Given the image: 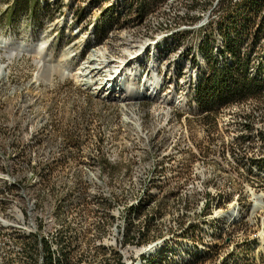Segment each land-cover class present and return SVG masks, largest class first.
<instances>
[{
    "label": "bare ground",
    "instance_id": "obj_1",
    "mask_svg": "<svg viewBox=\"0 0 264 264\" xmlns=\"http://www.w3.org/2000/svg\"><path fill=\"white\" fill-rule=\"evenodd\" d=\"M165 1L171 4L178 2ZM221 1L217 0L214 7ZM163 3L154 6L153 15L158 13ZM150 14L141 23L131 22L130 25H145ZM134 17L135 13H131L130 20ZM94 26H91L89 35L91 45L78 56L82 60L91 48L101 46L103 41H108L107 38L119 31L115 25L104 40H97ZM210 26L200 27L208 29ZM50 29L53 31V27ZM51 30L44 31L42 38ZM182 32L181 29H175L157 36L154 32V39H149L145 46L139 47L140 51L131 52L119 63L129 62L132 56L133 59L144 56L143 51L149 50L159 41L161 43L155 48L156 57L161 62L166 60L164 65L169 63L171 66L168 74L170 79L175 78L174 73L181 67L180 63L187 61L185 72L190 69L195 73L189 81L184 80L188 81L189 88L183 86L181 81H174L167 88L171 94L174 86L178 89L173 101L169 102L170 108L184 104L186 114H200L208 118L210 124L207 132L215 136L217 127L223 142L215 145L210 143L205 148L191 141L186 134L187 137H182L181 142L178 137L177 142L171 143L168 148L160 144L156 147L148 146V160L141 181H107L104 174L103 141L94 136L95 145L87 147L83 137H88V131L74 133L73 136L69 133L67 141H64L70 151L67 155L63 153V159L80 173L74 181H39L34 172L27 171L23 175L20 171L14 175L1 164L6 158L0 148V264H124V252L136 254L134 264H207L212 260L219 264H233L243 258L244 255L239 257L240 251L246 248L257 251L253 242H237V237L245 233L250 224L258 227L260 223L264 232L262 208H256V201L249 200L247 195L249 187H256V180L264 182V124L258 126L257 117L250 110V106L257 104L255 112L264 118V91L256 98L222 105L209 111L213 113V118L222 120V123H211L212 114L199 110L196 98L197 87L211 73L201 51L203 37L190 36L183 39ZM38 33L41 34L40 31ZM63 34L59 31L47 41L40 40L48 44L46 48L58 51L62 48V40L65 45L72 39L63 38ZM30 37L35 38L36 42L40 41L35 31L30 33ZM30 45L26 48L24 46V49H19V46L1 48L5 51L4 55L10 58L30 55L38 67L37 77L43 74L44 80L49 81L55 76L61 79L74 77L80 87L93 96L97 95V99L115 102L111 99H122L124 93L139 95L130 86L120 93L115 83L108 90H103L101 85H94L101 76L102 66L108 75L112 73L110 62L101 61L98 52L89 54L77 71L72 72V53L53 61L44 57L46 49L39 47L36 50ZM261 45L264 47V41ZM32 50L35 52L31 53ZM148 54L151 57L152 53ZM2 56L0 53V58ZM148 65V71L138 65L132 68L137 69L134 77L143 78L140 86H143L144 91L141 93L142 98H138L141 100L137 102H157L153 98L159 92L156 80L157 77L162 78L164 66L157 63L155 57L154 61H148ZM113 66L116 68L117 64ZM4 68L0 65L2 77ZM185 78L186 75L181 80ZM99 92L103 93L100 95ZM170 96L167 94L159 100L169 99ZM84 118L81 125H86L88 118ZM187 118L184 117V120ZM140 126L137 124L138 129ZM48 132L55 134L51 130ZM41 134L34 132L33 136ZM217 153L222 163L211 160ZM207 167H214L231 184L238 185L240 190L227 188L217 192L216 186L211 184L208 188L215 190V193L209 192L207 199H197L194 203V199L198 198L195 196L197 193L194 185L198 183L199 170ZM233 167L244 172L239 174V180L228 169ZM41 188L43 192H40ZM243 190L245 197L240 195ZM174 204L181 207L180 213L171 210ZM226 234L230 236L223 247ZM259 247L264 249L261 241ZM257 252V259L264 258L261 249ZM248 261L244 263L251 262Z\"/></svg>",
    "mask_w": 264,
    "mask_h": 264
},
{
    "label": "rangeland",
    "instance_id": "obj_2",
    "mask_svg": "<svg viewBox=\"0 0 264 264\" xmlns=\"http://www.w3.org/2000/svg\"><path fill=\"white\" fill-rule=\"evenodd\" d=\"M44 1L47 2L46 7ZM203 1L178 0L171 4L160 0L154 4L157 6L164 2L158 13L153 15L151 10L146 15L147 17L152 12L147 23L138 26L127 25L131 21V13L127 10L122 12L121 17L126 22L121 21L123 25H117L119 31L107 38L108 41H103L101 46L91 48L89 51V54L98 52L100 60L110 62L109 69L112 70V73L110 72L108 75L105 72L107 70L102 69V66L101 76L96 79L94 85H101L103 90H108L111 89L112 83H115L120 93L130 86L140 96L133 92L124 93L122 99L112 98L111 101L115 102H109L97 99V95L93 96L87 92L77 84L74 77L67 76L61 79L55 76L54 80L50 81L44 80L43 74H39L37 77L38 67L35 66L30 55L10 58L4 55L5 51L1 47L19 46V49H24V46L26 48L28 45L36 43L35 46H30L35 47L36 50L39 47L46 49L43 52L46 53L44 57L53 61H58L72 53L74 57L71 63L72 72H75L89 55L87 54L84 60L78 57L91 45L89 39L91 26L101 22L103 10L111 7L113 1L102 5L103 8L91 9V0H39V8H48V15L42 18V24L39 25L30 18V14L32 15L37 9L36 0H20L16 14H13L16 0H0V14H2L0 18V53L3 55L0 58V65L5 67L3 77L0 75V148L3 149V156L6 158L1 164L14 175L19 171L22 175L26 171L34 172L39 181H74L76 177L80 176V173L77 168L64 161L63 153L67 155L70 151L64 141H67L69 133L73 136L74 133L88 131V137H83L87 147L91 148L95 145L94 136L103 141L104 174L107 181H114V179L117 181H141L146 170L148 160L146 149L149 148L148 146L156 147L160 144L168 148L171 143L177 142L178 137L181 142L182 137L187 136L198 146L203 145L206 146L205 148L210 143L215 145L223 142V136L217 127L215 136L207 132L210 124L208 118H203L200 114H195L201 116L197 119L189 118L191 115L184 111L186 107L184 104L173 106L176 110L170 108L169 102L173 101L178 89L174 86L171 94L167 92V88L171 87L170 84L174 81H181L183 86L189 88L188 81L193 78L195 73L190 69L187 73L185 72L187 61L180 63L181 67L175 70V78L170 79L168 74L171 66L169 63L164 65L166 60L161 62L162 60L156 57L155 48L161 43L159 41L149 50H144V56L137 59H133L132 56L129 62L119 63L124 61L131 52L140 51L139 47L145 46L149 39H154L155 36L165 31L181 29L183 30L181 36L183 39L190 36L199 38L211 35L210 31L207 33L209 29L200 26L217 24L220 19L219 8L223 0L215 7L214 3L217 0ZM12 2H14L13 6ZM22 3H26V11L21 8ZM80 10H85L87 15L85 19L76 23L74 14L75 11ZM212 17L215 19H211ZM50 27H53V31ZM215 28L217 27L215 26ZM49 30L52 32H49L43 39V32ZM34 31L39 38L37 40L47 41L59 31L64 33L63 38L72 39L65 45L62 40V48L58 51L51 48L53 50L51 51L50 47L46 48L48 46L46 42L43 43L41 40L36 42L35 38L30 37V33ZM52 42L50 43L51 47ZM33 51L30 52L34 53L35 51ZM149 52L154 55L153 57L151 55L152 58L148 54ZM154 57L157 63L164 66L161 71L162 78L157 77L156 80L159 92L153 98L157 102H137V100H141L138 98H142L141 93L144 91L143 86H140L143 83V78L134 77L137 69L132 70V68H136L138 65L143 70H147L150 66L148 61H154ZM114 64H117L116 68H114ZM208 68L210 70V65ZM184 75L186 78L181 80ZM49 82L51 83L49 84ZM160 92L161 96L157 97ZM101 93L103 92H99L100 95ZM167 94L171 95L169 99L159 100ZM121 104L124 106L122 107ZM256 105L250 106V110L253 111L255 118L257 117L258 126H263L264 118L260 113L256 114L254 109ZM187 116L188 118L184 120V117ZM84 117L88 118L86 125H81V120L85 119ZM137 124H140L141 128L138 129ZM50 130L55 134L48 132ZM34 132L42 134L35 137L33 136ZM199 174L197 176L198 183L194 185L195 193H197L195 196L198 198L194 199V203L198 201L197 199L199 201L207 199L209 192L215 193V190L208 188V185L211 184L216 186L217 192L227 188L237 191L238 185L231 184L228 178L216 171L214 167L200 168ZM40 192H43L42 188ZM240 195L245 197L244 190ZM180 208L174 204L171 210L174 213H180ZM193 208L195 209V206ZM246 240L253 242L257 246V251L261 249L264 254V249L259 247V241L264 247V232L260 223L258 227L255 224H250L245 229V233L237 237V242ZM257 251L251 248L240 251L239 257L244 255L243 258H239L240 261L233 264H264V258L257 259ZM202 259L207 260V258ZM243 260L251 262L244 263ZM207 264L219 263L212 260Z\"/></svg>",
    "mask_w": 264,
    "mask_h": 264
},
{
    "label": "trees",
    "instance_id": "obj_3",
    "mask_svg": "<svg viewBox=\"0 0 264 264\" xmlns=\"http://www.w3.org/2000/svg\"><path fill=\"white\" fill-rule=\"evenodd\" d=\"M111 1L114 3L104 7L101 22L94 26L97 40H104L112 27L126 22L121 17L123 11L135 13L127 25L139 24L160 0H91L90 8H103L102 5ZM36 2L37 9L30 18L41 25L48 8H39V0ZM223 2L218 23L208 28L207 33L210 31L211 35L202 36L201 51L211 70L196 89L198 107L203 112L256 98L264 91V47L261 45L264 41V0ZM19 3L20 0H16L13 14L18 12ZM44 5L47 6L46 1ZM21 8L26 11V3H22ZM86 15L85 10L75 11V22L82 21Z\"/></svg>",
    "mask_w": 264,
    "mask_h": 264
},
{
    "label": "built area",
    "instance_id": "obj_4",
    "mask_svg": "<svg viewBox=\"0 0 264 264\" xmlns=\"http://www.w3.org/2000/svg\"><path fill=\"white\" fill-rule=\"evenodd\" d=\"M158 6H159V4H157V7ZM222 9L223 8H219V11H223ZM211 19H215V17L214 18L212 17ZM172 110H176V109L172 108ZM206 114H212V122L211 123H222V120L220 118H213V113L208 112ZM196 117H201V116H189V118H196ZM210 141H212V140H210ZM189 144H190V142H189ZM226 151H227V155H228V150H226ZM195 156H196V154H194V157ZM211 160L222 163V158L218 157V153H217L216 157H212ZM222 165H224V164H222ZM224 166H226V165H224ZM228 169L234 172V176L236 177L237 180H239V174L244 173L243 171L237 170L236 167L228 168ZM250 180H252V179L250 178ZM244 183H247V182H244ZM247 195L249 196V200H255L256 201V208H262V213L264 215V182L260 181V180H256V187H249V193ZM248 220H250V217H248ZM228 236H230V234H226L224 237L223 247H224V244L227 242ZM243 242H248V240L242 241L241 243H243ZM124 253H125V263L124 264H134L136 254H133L130 252H124ZM215 257H216V255H215ZM225 259H226V257H225Z\"/></svg>",
    "mask_w": 264,
    "mask_h": 264
}]
</instances>
